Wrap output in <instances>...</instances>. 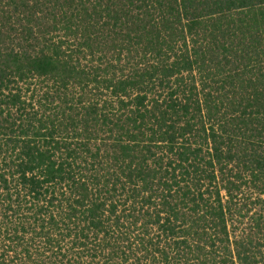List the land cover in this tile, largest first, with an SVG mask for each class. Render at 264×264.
I'll list each match as a JSON object with an SVG mask.
<instances>
[{
  "label": "trees",
  "instance_id": "trees-1",
  "mask_svg": "<svg viewBox=\"0 0 264 264\" xmlns=\"http://www.w3.org/2000/svg\"><path fill=\"white\" fill-rule=\"evenodd\" d=\"M0 264H264V0H0Z\"/></svg>",
  "mask_w": 264,
  "mask_h": 264
}]
</instances>
